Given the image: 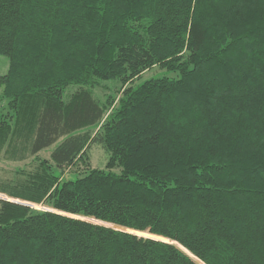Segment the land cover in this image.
Instances as JSON below:
<instances>
[{"label": "trees", "instance_id": "trees-1", "mask_svg": "<svg viewBox=\"0 0 264 264\" xmlns=\"http://www.w3.org/2000/svg\"><path fill=\"white\" fill-rule=\"evenodd\" d=\"M0 55V264H264V0H0Z\"/></svg>", "mask_w": 264, "mask_h": 264}, {"label": "rangeland", "instance_id": "rangeland-1", "mask_svg": "<svg viewBox=\"0 0 264 264\" xmlns=\"http://www.w3.org/2000/svg\"><path fill=\"white\" fill-rule=\"evenodd\" d=\"M9 67V60L5 56L0 55V77L4 76ZM171 78V79H176L178 78L177 73H170L165 70L159 69L158 67L151 68L147 72L143 73L137 80L134 81V85L138 86L145 81L152 79V78ZM78 87L76 86H70L67 91L66 95H70L74 93ZM120 93V84L118 81H104L100 82L98 86L92 89V95L93 98L98 101L100 104H104L107 99L112 100L114 97H117L121 94ZM118 97V98H119ZM115 100V101H116ZM117 101L115 102L116 106ZM6 110V102L1 99V90H0V113L4 112ZM54 149V147H51L47 149L46 151H43L41 153V157H47L49 156L50 152ZM89 160H90V165L92 168L95 169H104L107 159H108V154L102 149L101 146L97 144H93L91 148L89 149L88 152ZM30 161L25 162V163H16V164H11V163H2L0 162V174L2 170H16V169H21L24 168L25 166H28ZM79 170L82 171V167L79 168ZM115 173H118V170H114ZM69 174H67L68 176ZM73 176V174H72ZM83 175H80L82 177ZM68 180H72L75 177H70L68 176ZM0 199H6L3 195H0ZM37 210H41V207H34Z\"/></svg>", "mask_w": 264, "mask_h": 264}, {"label": "water", "instance_id": "water-1", "mask_svg": "<svg viewBox=\"0 0 264 264\" xmlns=\"http://www.w3.org/2000/svg\"><path fill=\"white\" fill-rule=\"evenodd\" d=\"M134 234H136V233H134ZM137 235V234H136ZM145 237V236H144ZM147 237L148 238H152V239H154L152 236H149V235H147ZM162 241V240H161ZM164 242H166V241H164Z\"/></svg>", "mask_w": 264, "mask_h": 264}]
</instances>
